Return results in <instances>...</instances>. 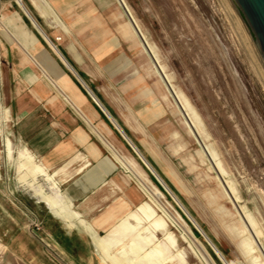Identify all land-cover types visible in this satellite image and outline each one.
<instances>
[{"label": "rangeland", "instance_id": "374dc122", "mask_svg": "<svg viewBox=\"0 0 264 264\" xmlns=\"http://www.w3.org/2000/svg\"><path fill=\"white\" fill-rule=\"evenodd\" d=\"M32 1L169 191L97 115L104 144L51 83L55 73L35 67L113 162L92 190L66 197L98 171L81 181L94 161L62 173L25 148L16 106L32 85L15 46L31 43L32 26L0 0V264H222L183 208L231 264H264V87L221 1L122 0L140 38L120 0H56L55 19ZM141 201L146 211L129 218Z\"/></svg>", "mask_w": 264, "mask_h": 264}, {"label": "crops", "instance_id": "0c3cea01", "mask_svg": "<svg viewBox=\"0 0 264 264\" xmlns=\"http://www.w3.org/2000/svg\"><path fill=\"white\" fill-rule=\"evenodd\" d=\"M13 1L18 5L23 15L26 17L23 18L28 19V22L32 26L31 43H28L27 41V43L17 41L18 44L15 46L17 49L15 52L19 54L22 53L24 55H21L20 61L22 62V65L26 63L25 66H23L27 69V72H25L26 80L22 83L32 85V93L28 96V98H26L25 107L21 106L20 103L16 106V122H18L19 132H21L20 134H22L25 138L26 149H30L35 155L45 159L48 164H58L55 171L67 173L70 169H72L71 165L77 163V167H73V172H77L83 166L94 161L92 167L84 171L83 176L80 179L81 181L87 180L88 176H90L88 175L90 173L89 171H92L93 169L94 171L97 170L98 172H94V174H91L93 176H90L89 178L90 180H94L93 184L80 190H76V187L74 188L73 185H70L65 194L66 197H69L68 192L72 189L73 192L76 191V195L78 194V196H82L86 191L92 190L95 181L102 179L99 169L101 168L103 169L102 171L108 172L112 169L113 162L107 156L100 155L97 141L94 142L90 135L85 131V125L81 122V120H79V118H77V116L73 114L67 104L59 101L55 95L47 93L48 88L47 86H44L46 82L44 84L42 76L38 73L35 67L40 68L41 71L43 70L42 72H46L47 69L55 73L54 78L49 77L51 83L54 86H60L64 90L63 98L68 101L73 108L75 107L78 110L83 119L86 121V125L88 123L96 136L106 145H108L107 140L100 131L98 123L95 121L96 116L100 115L101 120L104 123H107L110 127H115L102 111L99 104H97L96 100H94L87 92L85 86L81 80L78 79L75 73L79 75L89 90L93 93L97 101L110 115L112 114V110L102 101L99 92L94 89L93 81L88 80V75L83 70L78 68L76 57L69 54L65 48L59 45L58 47L56 46L59 53L55 51L48 44L42 33L31 23L28 16L23 12L21 4L17 3L15 0ZM29 1L38 13V15L34 14V17L32 15L31 16L44 31L40 25L41 17L46 18L49 16H45L40 13L35 8L33 1ZM38 2L42 5L43 10L54 16L53 19H55V17L57 18L54 9L50 5L52 4L55 6V4H57L56 0H38ZM26 9L28 10L27 7ZM28 12L30 13L29 10ZM34 41H40L42 45L40 48L36 47L34 53H31L29 47H35ZM8 53L11 52L5 51L3 53V57L6 58ZM17 67L19 68L18 62L13 61L10 64L9 69L16 72ZM81 73L84 74L85 78L81 75ZM18 79H16V77L14 78L16 86L21 85V82H19ZM90 84H92V87ZM12 105L13 104H11V106ZM113 119L116 121L114 117ZM37 120H39V122L36 124ZM118 124L122 128V125L120 123ZM30 161H32V155L27 156L26 162L35 167V165ZM145 208L146 202L141 201L133 209H129L126 212L130 215L129 218H136L135 213L138 211L144 212L146 211ZM133 227L134 225L130 228ZM261 259L264 262V258L262 256ZM231 263L232 261H229V264Z\"/></svg>", "mask_w": 264, "mask_h": 264}, {"label": "water", "instance_id": "95a60500", "mask_svg": "<svg viewBox=\"0 0 264 264\" xmlns=\"http://www.w3.org/2000/svg\"><path fill=\"white\" fill-rule=\"evenodd\" d=\"M17 3L21 4V8L23 12L28 16L31 23L42 33L48 44L59 53L54 42L44 33V31L37 24L35 19L28 12L24 4L21 0H15ZM118 1V0H117ZM228 17L230 18L244 48L246 49L250 60L258 74V77L264 87V0H220ZM120 7L123 10L128 22L134 29L138 38L142 37L137 25L135 24L129 10L124 5L123 1H118ZM140 34V37L139 35ZM74 71V70H73ZM75 73V71H74ZM79 80L85 86L87 92L91 95V97L96 100L97 104H99L102 111L108 117V119L112 122L114 127L126 141V143L137 153L141 161L144 165L149 169V171L153 174V176L159 181V183L169 191L167 185L163 182L154 168L150 165V163L145 159L142 153L138 150L135 144L131 141L128 135L123 131L120 125L113 119V117L105 110V108L97 101L93 93L89 90L83 80L79 77L77 73H75ZM173 198L176 197L172 194ZM180 204V203H179ZM182 206V205H181ZM183 208V207H182ZM188 217L192 220V223L197 228V230L203 235L205 240L208 242L211 249L214 251L218 259L222 264H229L219 249L214 245V243L209 239V237L203 232V230L199 227L196 221L189 215V213L183 208Z\"/></svg>", "mask_w": 264, "mask_h": 264}, {"label": "trees", "instance_id": "16d2710c", "mask_svg": "<svg viewBox=\"0 0 264 264\" xmlns=\"http://www.w3.org/2000/svg\"><path fill=\"white\" fill-rule=\"evenodd\" d=\"M81 75L85 78L84 74L81 73ZM90 86L92 87V84H90ZM122 128H123V130H124L127 134H129L127 128H125L124 126H122ZM149 161H150V160H149Z\"/></svg>", "mask_w": 264, "mask_h": 264}]
</instances>
